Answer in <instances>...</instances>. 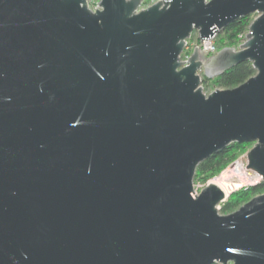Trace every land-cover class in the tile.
Returning a JSON list of instances; mask_svg holds the SVG:
<instances>
[{"label": "water", "instance_id": "obj_1", "mask_svg": "<svg viewBox=\"0 0 264 264\" xmlns=\"http://www.w3.org/2000/svg\"><path fill=\"white\" fill-rule=\"evenodd\" d=\"M141 1L0 0V264H264V192L222 214L193 188L231 142L264 182V0ZM248 14L238 47L179 60Z\"/></svg>", "mask_w": 264, "mask_h": 264}, {"label": "trees", "instance_id": "obj_2", "mask_svg": "<svg viewBox=\"0 0 264 264\" xmlns=\"http://www.w3.org/2000/svg\"><path fill=\"white\" fill-rule=\"evenodd\" d=\"M251 18L252 14L242 16L220 29V31L214 36L217 49L223 46H236L240 40L239 36L245 32ZM216 38L218 40H216ZM254 73L255 69L253 68L251 61L242 60L215 75L213 78H208L207 76L202 75L201 86L204 88V86L212 82L214 87H233L243 82ZM250 144L251 143L249 142H231L225 145L223 148L204 158L196 165L193 178L207 179L208 177L217 174L233 158H235L241 150H244L246 148L245 146ZM262 191H264V182L247 188L234 189L222 202L220 210L223 213L230 212L237 208L241 203L247 201L252 195Z\"/></svg>", "mask_w": 264, "mask_h": 264}, {"label": "built area", "instance_id": "obj_3", "mask_svg": "<svg viewBox=\"0 0 264 264\" xmlns=\"http://www.w3.org/2000/svg\"><path fill=\"white\" fill-rule=\"evenodd\" d=\"M155 1L156 0H142L138 9L142 8V7H146L147 5H149ZM205 1H208V0H205ZM98 2H99V0H87L88 6H89V4L90 5L92 4V7L94 9L96 7H98ZM255 15L256 14H252V18L255 17ZM247 30H248V27L245 30V32L239 36L240 42L235 47H238L239 44L245 40V34H246ZM196 44H199L200 58L203 61L207 60V58L211 54L215 53L218 50L216 47L215 41H214V36H212L210 38L202 39V41L199 42L197 39V34H196L195 39H193V40H191L190 37L187 38L186 43H185V45H184V47H183V49L179 55V60L182 61L183 64L187 63V58L190 56V54L193 50V47ZM200 75H201V73H200ZM248 149L249 148H247L246 151L242 155L238 154L239 156H236L235 158H233L224 167V169L226 168L224 172H222L221 174H219L217 176H215L216 174L213 175L215 180L218 181V183L220 184V186L222 184L221 177L233 176L236 179L237 186H234L232 183H230L228 185V188L230 190L226 194V197L234 189L247 188L249 186L257 185V184H260V182H262V180H263V177L261 174L257 173L256 171H254L250 168L245 167V165L247 164L246 152ZM193 188H195L194 185H193ZM194 193L197 194L198 191L195 189ZM221 203L218 204V208L220 207Z\"/></svg>", "mask_w": 264, "mask_h": 264}, {"label": "rangeland", "instance_id": "obj_4", "mask_svg": "<svg viewBox=\"0 0 264 264\" xmlns=\"http://www.w3.org/2000/svg\"><path fill=\"white\" fill-rule=\"evenodd\" d=\"M93 3V2H92ZM89 8L90 9H92V10H94V8L92 7V4L90 5L89 4ZM248 27V26H247ZM195 36H196V32H192V34H191V36H190V39L191 40H193V39H195ZM216 40H218L217 38H216ZM240 41H238V43H239ZM201 73V75H203V72L201 71L200 72ZM211 78H213V77H211ZM215 87L213 86V84H212V82H210L209 84H207L206 86H204V88H202V90L205 92V93H208V92H210L212 89H214ZM251 145L252 144H250V145H248V146H245L246 148L244 149V150H241L238 154L239 155H242L245 151H246V149L247 148H250L251 147ZM236 155V156H239V155ZM235 156V157H236ZM226 169V168H225ZM225 169L223 168L220 172H218L215 176H217V175H219V174H221L222 172H224L225 171ZM210 180H215V178H214V176L212 175L211 177H208L207 179H202V178H193V185H194V190L196 189L198 192H199V190L208 182V181H210ZM221 181L223 182V184L225 185V186H228L230 183H232L234 186H237V181H236V179L233 177V176H230V177H221ZM262 192H264V191H262ZM262 192H259V193H262ZM230 194V193H229ZM229 194H228V196H229ZM258 194V193H257ZM255 195V194H254ZM254 195H252V196H254ZM227 196V197H228ZM251 196V197H252ZM226 197V198H227ZM222 204V203H221ZM242 204V203H241ZM220 208H221V206L219 207V209H218V212L219 213H222V214H226V212L225 213H223V212H221V210H220ZM236 209V208H235ZM228 213V212H227ZM216 264H222L221 262H216Z\"/></svg>", "mask_w": 264, "mask_h": 264}, {"label": "bare ground", "instance_id": "obj_5", "mask_svg": "<svg viewBox=\"0 0 264 264\" xmlns=\"http://www.w3.org/2000/svg\"><path fill=\"white\" fill-rule=\"evenodd\" d=\"M210 181H213V182L217 183V184L220 186V184L218 183V181H216V180H210ZM221 186H222L223 191L225 192V194H227V193L229 192V190H230V189L228 188V186H225V185L223 184V182H222Z\"/></svg>", "mask_w": 264, "mask_h": 264}]
</instances>
